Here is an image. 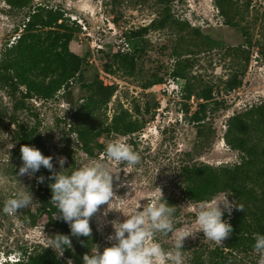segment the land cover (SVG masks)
Segmentation results:
<instances>
[{
  "label": "rangeland",
  "instance_id": "1",
  "mask_svg": "<svg viewBox=\"0 0 264 264\" xmlns=\"http://www.w3.org/2000/svg\"><path fill=\"white\" fill-rule=\"evenodd\" d=\"M225 4L227 16L221 14L217 0H33L34 6L61 8L71 21L77 20L81 31L70 43V49L84 60V65L69 89L61 90L50 100H26L28 109L18 118L41 134L49 156L54 158L55 172L61 171L60 157L66 158L64 170L71 168L69 172L98 160L114 173L115 195L124 197L131 193L132 197L123 206L113 204V212L107 216L104 212L108 206H100L90 221L92 235L97 239L92 250L98 246L102 252L112 245L108 239L114 235L111 221L123 222V215H132L150 202L158 204L171 197L178 199L181 210L182 227L176 230V236L180 230L190 236L183 249L211 242L196 224L198 204L181 196V168L189 160L215 167L240 163L241 154L225 140L228 120L264 103V0H226ZM168 7L170 19L160 27L159 23L169 14ZM28 13V9H13L0 0V58L19 39ZM138 32L140 48L135 53L128 38L134 39ZM118 53H135V60L117 58ZM175 72L183 76L174 77ZM232 81L242 84L230 91L227 85ZM94 84V89L89 87ZM207 90L212 91L214 98L207 121L216 135L211 145L202 149L198 127L189 123L186 114L188 110L190 117L197 110L203 102L197 95ZM94 92L99 95L96 115L74 117ZM148 106L155 113L154 118L145 114ZM0 109L9 117L13 115V101L1 89ZM122 109L145 119L144 130L127 137L104 132ZM138 109L141 114H137ZM79 126H95L97 132L101 131L98 141L104 149L87 154L75 132ZM17 131L11 120L0 121V204L4 206L18 192L32 195L34 202L13 215L2 212L0 263H5L11 254L16 261L23 259L24 250L29 255L37 254L49 247V238L55 234L47 216L40 218L36 226L29 224L26 211L36 214L40 204L33 187L36 177L19 176L16 170L13 155L18 148ZM117 138L139 153L138 165L127 168L107 159L106 146ZM116 175L119 181L115 180ZM125 182V187H119ZM229 202L235 199L230 196ZM154 239L165 251H174V235L157 233ZM182 254L183 264H190L188 252L183 250ZM63 259L68 263L64 255ZM245 259L257 264L259 256L256 253Z\"/></svg>",
  "mask_w": 264,
  "mask_h": 264
},
{
  "label": "trees",
  "instance_id": "2",
  "mask_svg": "<svg viewBox=\"0 0 264 264\" xmlns=\"http://www.w3.org/2000/svg\"><path fill=\"white\" fill-rule=\"evenodd\" d=\"M4 1L13 9L29 10L19 39H16L0 58V89L6 91L13 101V115L9 117L7 112L0 109V121L9 119L18 128L16 132L18 148L14 152L13 159L17 162L16 170L19 172L22 166L20 151L22 146H35L45 156H49L41 134L18 118L19 113L28 109L26 100L34 98L50 100L61 90L69 89L81 73L84 60L70 49V43L81 31V27L76 23L77 20L71 21L63 9L44 5L34 6L33 0ZM158 1L162 3L166 0ZM225 2L226 0H217V7L221 10V14L227 16L228 9ZM167 11L169 14L159 23L160 27L166 26L170 19L169 7ZM140 34V32L134 33V39L128 38L129 44L136 50L135 53L140 48ZM135 53H118L116 57L134 62ZM182 76L179 72L174 73V77ZM241 84L232 81L227 86L233 91ZM96 86L94 84L89 87L94 89ZM98 96V93L94 92L73 116L83 118L95 116L98 111ZM197 96L203 102L190 117L187 110L186 118L189 123L198 127L199 146L204 149L211 145L212 138L216 135L212 125L207 121L214 98L211 90L203 91ZM186 98L191 99V95H187ZM137 114H141L140 109ZM145 114L151 115V118L155 117L149 106ZM146 124L145 119L135 118L129 111L122 109L115 113L112 123L105 127L104 132L108 135L127 137L144 130ZM227 126L225 140L234 151L241 154V162L232 166L215 167L193 160L187 161L180 172L181 196L187 201L198 204L228 190L227 194L232 195L237 205L243 207V211L235 207L231 216L225 215V220H228L233 231L221 244L211 241L182 249L188 252L190 264H250L245 257L256 254L253 251L254 235L264 234V103L230 117ZM75 132L82 149L87 154L94 155L93 151L97 148L104 149V144L98 141L102 132H97L95 126H79ZM187 156L192 157V154L187 153ZM34 176L36 179L33 187L36 188L40 208L36 214L30 210L26 211L29 224L36 226L40 218L47 216L49 225L55 229L54 236L64 234L71 237L70 225L58 217L57 207L51 204L52 193L49 185L53 181L49 177L52 173L42 167ZM40 176L45 178L43 183L38 182ZM166 201L170 206L176 207L173 223L174 229L177 230L182 227L179 201L176 197L168 198ZM2 208L3 205L0 204V209ZM1 214L2 211L0 216ZM71 239L73 247L65 250L64 258L72 260L74 264H83L82 258L92 251L97 240L96 236L71 237ZM13 264L68 263L55 251L46 248L30 255L24 250L23 259Z\"/></svg>",
  "mask_w": 264,
  "mask_h": 264
},
{
  "label": "clouds",
  "instance_id": "3",
  "mask_svg": "<svg viewBox=\"0 0 264 264\" xmlns=\"http://www.w3.org/2000/svg\"><path fill=\"white\" fill-rule=\"evenodd\" d=\"M20 151L22 166L19 168V176L25 174L33 176L42 167L52 173L49 177L53 181L49 185L52 193L51 204L57 207L58 217L70 225L71 237H91L90 221L98 213L100 206H108L104 212V216H107L108 212H113L110 211L113 204L120 207L132 198L131 193L124 197L115 195L114 173L103 162L93 160L69 172L71 168L64 170L66 158L60 157L58 163L61 171L55 172L52 156H45L35 146L24 145ZM105 155L109 161L123 163L127 168H133L141 161L139 153L133 151L119 138L107 144ZM44 179L40 176L38 182L43 183ZM115 180H120L119 175L115 176ZM126 183L119 184V187H125ZM129 186L131 187V184ZM227 191L211 200L198 203L196 224L199 225L200 232L204 234L206 240L223 242L233 231L230 223L224 219L225 213L230 216L234 207L243 211V207L237 205L236 201L229 202L232 195H228ZM33 202L32 195L18 192L5 201L0 211L13 215L21 209L28 208ZM175 208L163 198L158 204L150 202L132 215H123L126 217L123 222L111 221L114 235H110L108 239L113 242L112 245L104 248L102 252L95 246L90 254L83 256V264H183L182 249L185 239L190 236L183 230L176 236L173 223ZM157 233L175 236L174 251H165L161 247L154 239ZM71 237L56 234L49 238V247L58 256L63 257L65 250L73 247ZM254 240L253 251L259 256L257 264H264V234H255ZM14 258L15 256L11 254L4 260L5 263L0 264L18 262ZM68 264L74 262L68 260Z\"/></svg>",
  "mask_w": 264,
  "mask_h": 264
}]
</instances>
